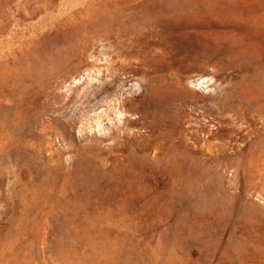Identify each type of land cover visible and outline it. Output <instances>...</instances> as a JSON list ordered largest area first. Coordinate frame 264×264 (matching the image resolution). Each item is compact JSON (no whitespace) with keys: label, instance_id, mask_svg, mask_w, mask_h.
Here are the masks:
<instances>
[{"label":"rangeland","instance_id":"374dc122","mask_svg":"<svg viewBox=\"0 0 264 264\" xmlns=\"http://www.w3.org/2000/svg\"><path fill=\"white\" fill-rule=\"evenodd\" d=\"M262 14L0 0V264H264Z\"/></svg>","mask_w":264,"mask_h":264},{"label":"bare ground","instance_id":"6f19581e","mask_svg":"<svg viewBox=\"0 0 264 264\" xmlns=\"http://www.w3.org/2000/svg\"><path fill=\"white\" fill-rule=\"evenodd\" d=\"M259 24L261 25V27H264V14H262L260 20H259ZM263 30V29H262ZM110 109L111 111L113 112L114 116L113 118H109V120L113 123L114 121V117L115 115H120V114H123L125 112L124 109L121 108V105L120 104H115V103H110Z\"/></svg>","mask_w":264,"mask_h":264}]
</instances>
